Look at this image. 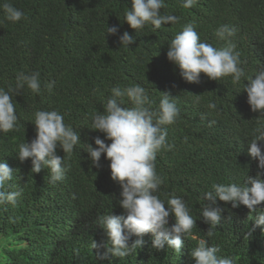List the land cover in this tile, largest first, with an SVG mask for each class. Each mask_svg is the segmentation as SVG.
<instances>
[{
	"label": "trees",
	"instance_id": "1",
	"mask_svg": "<svg viewBox=\"0 0 264 264\" xmlns=\"http://www.w3.org/2000/svg\"><path fill=\"white\" fill-rule=\"evenodd\" d=\"M8 2L24 17L13 23L0 10V88L15 89L17 76L32 72H39L41 88L38 94L27 86L12 94L18 128L0 132V161L14 170L5 190L22 193L15 206L0 205V264H195L191 251L200 239L218 245L217 255L232 257L235 264H264V232L257 228L248 235L256 213L218 200L222 208L218 226L204 223L201 216L202 197L213 184L244 185L258 170L248 143L264 117L251 111L243 89L248 77L264 69V0H196L188 8L184 0H164L161 14L175 16L176 22L158 30L147 25L138 32L124 21L130 0ZM189 23L202 42L217 49L227 46L216 36L217 29L224 25L235 29L229 40L245 72L240 82L233 83L231 77L210 80L202 73L199 83H190L180 76L167 58V46ZM114 25L119 26L118 35L127 31L135 43L120 48L117 35L105 38L107 26ZM133 85L146 90L152 110L163 93H169L179 109L176 122L165 126L171 148L156 155V172L163 183L155 194L166 206L170 197L182 198L197 227L185 237L180 253L167 247L156 250L149 233L132 254L124 258L109 254L100 260L91 247L93 240L98 244L107 240L98 219L123 214L118 203L122 189L111 179L104 154L100 168L88 158L86 144L96 147L94 138H104L90 129L91 114L103 112L112 88ZM123 106H131L127 97ZM37 110H57L80 134L81 143L71 155L57 149L67 167L63 180L55 184L49 169L32 173L31 160L17 158L19 144L36 136ZM256 208L264 210V202ZM174 223L170 215L169 226ZM135 239L131 237L130 243Z\"/></svg>",
	"mask_w": 264,
	"mask_h": 264
},
{
	"label": "clouds",
	"instance_id": "2",
	"mask_svg": "<svg viewBox=\"0 0 264 264\" xmlns=\"http://www.w3.org/2000/svg\"><path fill=\"white\" fill-rule=\"evenodd\" d=\"M196 0H184L185 8L191 7ZM131 8L125 12L128 25L136 30H142L147 25L161 29L164 25L176 22L172 15H162L164 0H130ZM7 21L20 22L24 13L13 4L4 0L0 3ZM119 26H107L106 35H117V43L129 48L135 43V38L125 31L118 35ZM216 36L227 41V46L217 49L207 42H202L200 36L189 23L177 33L167 46V58L178 67L180 76L187 82L199 83L203 73L208 79L218 81L223 77H231L233 83H238L245 76L241 67L239 54L234 52L235 44L229 40L235 34V29L224 25L217 29ZM119 48V49H120ZM39 72L21 73L17 76L15 89L7 91L0 88V132L8 133L18 128V116L13 103V93L27 86L32 93L40 92ZM51 91L53 85H47ZM251 111L264 117V69L255 77H248L244 86ZM112 95L107 98L103 112L91 114V130L104 134L94 138L96 147L87 145L88 158L92 166L100 168L102 154L108 160L111 179L119 183L122 191L118 203L123 214H109L98 219V226L104 230L106 242L98 244L93 240L92 249H96L97 258H124L140 249L146 234H152V247L156 250L167 248L180 253L184 247L185 237L191 236L196 220L190 215V210L184 200L172 196L165 202L157 193L163 179L156 172V155L162 148H171L167 144V128L179 117V109L169 93H163L157 109L152 110L151 101L146 90L140 85L127 88L114 87ZM127 97L130 107H124ZM123 106V107H122ZM214 108L215 105H209ZM36 136L31 142L20 143L17 158L24 162L30 159L31 172L39 173L49 169L50 182L55 184L64 178L66 164L64 156L57 154L61 148L64 154L71 155L75 146L81 143L79 132L64 123L63 115L57 110H37L34 113ZM105 141H111L106 143ZM259 142V143H258ZM264 121L258 123L253 130V139L248 143V154L258 161L256 175L248 176L247 184H213L212 189L205 192L202 199V220L211 227H216L222 219V208L217 201L230 203L232 208L246 206L250 212L256 213L248 235L260 228L264 232V210L258 211L256 206L264 202ZM14 170L5 160L0 161V205L17 204L20 191L9 192L6 185L13 179ZM250 185V186H249ZM174 215L175 223L169 226V217ZM211 235V232H208ZM137 237L131 241V237ZM110 245V246H109ZM103 248L105 251L101 252ZM220 247L209 246L205 239H200L198 245L191 251L195 264H235L232 257L217 255Z\"/></svg>",
	"mask_w": 264,
	"mask_h": 264
}]
</instances>
